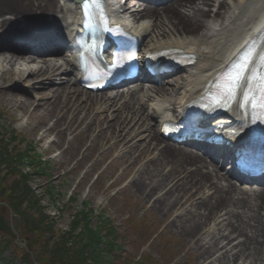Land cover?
Instances as JSON below:
<instances>
[{"label": "bare ground", "instance_id": "obj_1", "mask_svg": "<svg viewBox=\"0 0 264 264\" xmlns=\"http://www.w3.org/2000/svg\"><path fill=\"white\" fill-rule=\"evenodd\" d=\"M146 1L157 4L149 6V16L120 13L135 0H105L112 18L146 42L143 53L177 48L193 55L195 63L183 74L91 95L81 89L75 60L63 52V39L78 29V1L0 0V96L17 120V112L27 115L25 124L39 141L49 134L61 140L72 135L89 154L117 159L131 190L185 239L197 264H264V187L238 188L217 170L218 162L228 160L226 149L209 148L214 159L207 160L160 135L162 122L196 98L261 30L264 0ZM153 16L152 23L144 22ZM28 24L43 37L17 35ZM58 25L65 36L49 45ZM239 117L233 112L226 120ZM60 139L50 144L61 145ZM62 153L67 158L58 161L65 167L73 154L67 148Z\"/></svg>", "mask_w": 264, "mask_h": 264}, {"label": "rangeland", "instance_id": "obj_2", "mask_svg": "<svg viewBox=\"0 0 264 264\" xmlns=\"http://www.w3.org/2000/svg\"><path fill=\"white\" fill-rule=\"evenodd\" d=\"M17 114L21 116L18 120L0 96L1 148L13 156L31 147L28 155L34 157L27 163L26 160L19 163L0 156V213L11 226L15 224L11 214H18L22 220L18 231L12 228L13 236L0 230V260L4 264H60L53 255L55 246L60 244L61 235L71 230L79 211L87 212L94 224H101L104 218L112 222L123 243L121 252L116 254H121L128 263L141 256L139 262L143 264H197L196 255L185 239L172 232L157 211L131 190L130 178L122 176L117 159L89 154L86 145L79 147V137L72 135L61 140L49 134L39 141V136L25 124L27 115ZM55 139H60L61 145H51ZM65 148L73 157L63 167L58 158H67L62 153ZM36 155L42 156L39 166L42 168L34 165ZM85 170L92 172L84 176ZM21 181L33 189L34 196L17 203L10 198L13 192L10 188L20 187ZM42 217L46 219L42 222L44 227L37 222ZM33 220L37 223L33 224ZM33 225L38 227L34 231Z\"/></svg>", "mask_w": 264, "mask_h": 264}, {"label": "trees", "instance_id": "obj_3", "mask_svg": "<svg viewBox=\"0 0 264 264\" xmlns=\"http://www.w3.org/2000/svg\"><path fill=\"white\" fill-rule=\"evenodd\" d=\"M11 139L13 141L16 140L14 133ZM1 146L0 156L9 159V162L19 161V163H24L26 160L25 162L27 163L34 158L28 155L31 147L22 151L19 150L18 154L10 156ZM40 160H42V156L36 155L34 160L36 164L34 165L37 168H42L39 167L41 165ZM23 183L24 181H21V186L15 190L10 188L13 191L10 198L17 203L27 202L34 196L33 189L28 188ZM45 220L43 217L41 220L39 219L37 221L39 222L38 226L44 227L42 222ZM20 221L22 222L21 217ZM32 223L36 224L34 220ZM37 228L36 225H33L32 230L34 231ZM60 241V244L55 246L53 253L56 257L55 260L60 264H116L115 262H118V264H143L139 262L141 256L138 260L129 261L128 263L125 257H121V254H116L117 251L118 253L121 252L123 243H121L122 240L117 228L109 219L104 218V221L97 225L92 223L91 216L84 211H79L75 214L71 230L61 235ZM0 264H4L3 261L0 260Z\"/></svg>", "mask_w": 264, "mask_h": 264}, {"label": "snow or ice", "instance_id": "obj_4", "mask_svg": "<svg viewBox=\"0 0 264 264\" xmlns=\"http://www.w3.org/2000/svg\"><path fill=\"white\" fill-rule=\"evenodd\" d=\"M262 61H264V57L261 58ZM250 61L247 59L244 61V64H242L233 74L230 76L227 80V94H231L234 92L237 87L244 81L245 79V73L248 72V68L246 67ZM262 90H264V84H262Z\"/></svg>", "mask_w": 264, "mask_h": 264}, {"label": "water", "instance_id": "obj_5", "mask_svg": "<svg viewBox=\"0 0 264 264\" xmlns=\"http://www.w3.org/2000/svg\"><path fill=\"white\" fill-rule=\"evenodd\" d=\"M11 217L15 220V224L14 225H10L7 220L5 219V217L0 213V230L3 231L4 233H7L11 236H13L12 234V228L15 231H18L19 229V225H20V219L17 215H13L11 214Z\"/></svg>", "mask_w": 264, "mask_h": 264}]
</instances>
